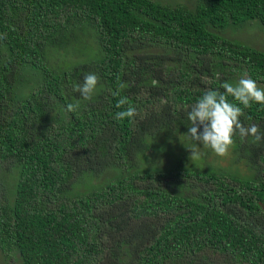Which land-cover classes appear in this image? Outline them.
I'll return each mask as SVG.
<instances>
[{"label":"trees","instance_id":"trees-1","mask_svg":"<svg viewBox=\"0 0 264 264\" xmlns=\"http://www.w3.org/2000/svg\"><path fill=\"white\" fill-rule=\"evenodd\" d=\"M249 23L264 0H0V264H264V143L237 134L230 171L154 158L195 144L205 91L264 84V48L225 35ZM243 112L264 131V105Z\"/></svg>","mask_w":264,"mask_h":264},{"label":"clouds","instance_id":"clouds-1","mask_svg":"<svg viewBox=\"0 0 264 264\" xmlns=\"http://www.w3.org/2000/svg\"><path fill=\"white\" fill-rule=\"evenodd\" d=\"M99 77L95 73H87L83 77V83L74 85V91L79 93L84 101H91L97 90ZM152 86L159 85V81L153 79ZM124 83L118 85V90L113 95H119V89L125 88ZM223 92L218 89H208L187 111L189 121L188 138L194 141L190 149V159L199 158L197 145L210 149L217 156L226 157L234 147V137L238 134L240 138L251 136L253 143H264V131L260 126L253 123L249 126L241 121L244 115V108H251L253 103L264 105V88L258 86L257 82L250 77L239 79L235 84L223 82L220 85ZM232 97L237 103H233L228 98ZM127 105L126 108L124 106ZM239 105H242L240 107ZM117 108H123L115 114V119L124 121L133 120L137 115V108L131 104L127 97H121L116 104ZM80 108V101L68 103V112H77Z\"/></svg>","mask_w":264,"mask_h":264},{"label":"rangeland","instance_id":"rangeland-1","mask_svg":"<svg viewBox=\"0 0 264 264\" xmlns=\"http://www.w3.org/2000/svg\"><path fill=\"white\" fill-rule=\"evenodd\" d=\"M163 3H167V4H171V5H184L187 7H192L195 3V0H157ZM227 33V34H226ZM225 35L228 38L231 39H235L238 41H241L244 44H247L249 46H254L257 48H264V33L255 25L249 23L244 25V27H238L237 29L232 28V29H228L225 32ZM239 79H230L229 82L232 83H236ZM259 87L264 88V84H258ZM187 147H189L187 145ZM207 149V148H206ZM175 150H179L177 149V147L175 148ZM190 149H188L187 152H185V154H181V155H176L174 157V155L170 156L168 155H157V157L155 158V161L157 163V165L161 166V167H165V166H169V165H177L180 164V162H184V164H186L188 166V164H198V162H200V158L196 159V160H192L190 159ZM168 153V152H167ZM201 156H203V160L201 162H205V163H200L202 165V167H206L208 166H220L225 170H228L229 167L233 169L234 166H231L230 163V159H229V155L226 157H220L217 156L214 152H212L210 149H208L205 152V149L202 152H199ZM190 161V163H189ZM232 162V161H231ZM199 164V165H200ZM197 165V166H199ZM240 168V167H239ZM230 171V170H228ZM246 170L243 168L240 170L241 174L244 173ZM233 172V171H232ZM210 258L211 260L214 262V264H226L224 263V261H222L219 257H216V255H211L210 254ZM206 263V260H203Z\"/></svg>","mask_w":264,"mask_h":264}]
</instances>
